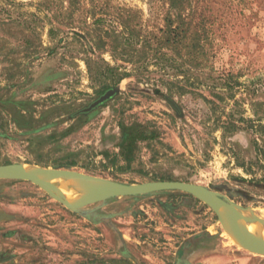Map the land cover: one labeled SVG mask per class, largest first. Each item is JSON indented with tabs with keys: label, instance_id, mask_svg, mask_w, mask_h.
Here are the masks:
<instances>
[{
	"label": "rangeland",
	"instance_id": "rangeland-1",
	"mask_svg": "<svg viewBox=\"0 0 264 264\" xmlns=\"http://www.w3.org/2000/svg\"><path fill=\"white\" fill-rule=\"evenodd\" d=\"M207 3L203 54L192 47L164 56L155 48L166 0H0V165L123 185L170 177L264 221V185L252 181L264 176L254 146L264 121V0ZM121 35L147 37L153 47L147 71L116 85L109 66L134 68L114 55ZM116 87V96L84 112ZM135 122L158 129L161 141L141 144L134 169L114 180L102 153H119L123 126ZM68 156L96 176L55 170ZM85 204L69 208L30 181L0 179V264H264L189 193Z\"/></svg>",
	"mask_w": 264,
	"mask_h": 264
},
{
	"label": "trees",
	"instance_id": "trees-1",
	"mask_svg": "<svg viewBox=\"0 0 264 264\" xmlns=\"http://www.w3.org/2000/svg\"><path fill=\"white\" fill-rule=\"evenodd\" d=\"M208 0H166L168 11L165 17V27L161 29L163 34L161 37H157L156 50L159 53L167 54L164 50L171 52L181 53L182 48H199L198 53L203 54V46H201V40L206 36L208 32L207 21L208 17L204 12L209 10ZM200 20V21H199ZM198 21L196 25L194 22ZM188 41H198L195 45L188 44ZM151 41L147 37L138 36L125 37L123 35L117 36L114 39L113 52L114 55L119 57L120 60L131 63L134 65L133 70H128L123 66L108 67V72L115 77L116 85L121 83L124 79L130 78L134 75L144 74L146 69V62L148 58V50L152 48ZM163 51V52H162ZM193 63V62H192ZM123 69V70H121ZM230 79H234L232 75H228ZM237 85H241L236 83ZM226 89L230 93L235 89L233 85L226 84ZM215 97H220V94H216ZM230 99H235L234 94H230ZM235 131L237 126L234 123H229ZM259 138L254 140V146L256 147L258 167L264 170V163H261L264 159V121L259 124ZM156 141H161V134L158 129L151 125L135 122L129 126H123L120 143L118 144L119 153L112 154L109 151L103 152L104 158L108 161L105 164L103 171H109V176L114 180H119L118 174L132 171L134 165L138 160L141 150V144H151ZM10 164V163H7ZM49 166V165H46ZM52 166L58 170H67L73 168H80L86 170L89 175L96 176L95 171H89L86 166H79L78 161L74 156L65 157ZM245 168V164L241 165ZM247 169V168H246ZM111 170V171H110ZM252 174V170H246ZM142 173V172H141ZM153 181H172L170 177L154 178ZM257 185H264V176L260 180H252Z\"/></svg>",
	"mask_w": 264,
	"mask_h": 264
},
{
	"label": "bare ground",
	"instance_id": "bare-ground-1",
	"mask_svg": "<svg viewBox=\"0 0 264 264\" xmlns=\"http://www.w3.org/2000/svg\"><path fill=\"white\" fill-rule=\"evenodd\" d=\"M22 168L36 173L43 181L51 186V192L57 193L68 205L83 207L88 203H94L101 199L102 194L115 189L117 185L113 182L104 181L98 178L81 176L61 171H42L40 169L23 164ZM58 170V169H55ZM15 179L8 176L5 179ZM65 202V203H66ZM85 204V205H83ZM239 210L236 205L224 204L221 208V217L224 226L234 233L237 241L246 239L247 247L259 253L264 249V221L258 216H240L234 214ZM244 211V209H242ZM220 216V215H219ZM221 220V218H220ZM240 237V239H238Z\"/></svg>",
	"mask_w": 264,
	"mask_h": 264
},
{
	"label": "water",
	"instance_id": "water-1",
	"mask_svg": "<svg viewBox=\"0 0 264 264\" xmlns=\"http://www.w3.org/2000/svg\"><path fill=\"white\" fill-rule=\"evenodd\" d=\"M119 92V89L112 88L108 90L103 96H101L98 100H96L91 106L84 109V112H89L94 108L101 106L108 100L112 99ZM174 110H180L177 106L176 102L171 99H167ZM23 164L14 163L8 165H0V179H5L8 176H13L15 179L27 180L30 181L43 189H45L48 194L54 198L55 200L63 203L65 206L73 209H82L76 208L68 205L63 200L58 198L51 192V186L43 181L36 173L30 172L24 168H22ZM56 169V168H55ZM70 170V169H67ZM79 173V172H77ZM91 176V175H88ZM115 183V182H114ZM115 189L109 190L102 194V197L99 201L110 198L117 197H139L143 195H149L156 192L161 191H181L186 192L191 195H194L200 199H202L205 203H207L218 215H220L222 205L228 204L226 201L216 192L211 191L201 185L186 183L180 181H153L144 184H133V185H123L117 184ZM232 205V204H231ZM85 208V207H83ZM259 254L264 255V249L259 252Z\"/></svg>",
	"mask_w": 264,
	"mask_h": 264
},
{
	"label": "flooded vegetation",
	"instance_id": "flooded-vegetation-1",
	"mask_svg": "<svg viewBox=\"0 0 264 264\" xmlns=\"http://www.w3.org/2000/svg\"><path fill=\"white\" fill-rule=\"evenodd\" d=\"M92 111V110H91ZM91 111H89V112H91ZM89 112H86V113H89ZM55 169V168H54ZM2 259L0 258V261H1Z\"/></svg>",
	"mask_w": 264,
	"mask_h": 264
}]
</instances>
